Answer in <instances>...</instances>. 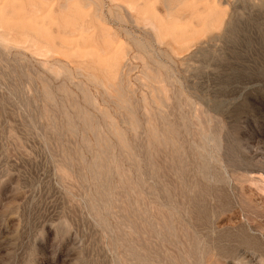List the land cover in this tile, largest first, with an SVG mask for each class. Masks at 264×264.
Instances as JSON below:
<instances>
[{
  "label": "rangeland",
  "instance_id": "374dc122",
  "mask_svg": "<svg viewBox=\"0 0 264 264\" xmlns=\"http://www.w3.org/2000/svg\"><path fill=\"white\" fill-rule=\"evenodd\" d=\"M0 264H264V0H0Z\"/></svg>",
  "mask_w": 264,
  "mask_h": 264
}]
</instances>
